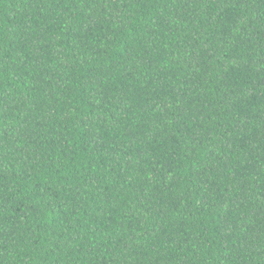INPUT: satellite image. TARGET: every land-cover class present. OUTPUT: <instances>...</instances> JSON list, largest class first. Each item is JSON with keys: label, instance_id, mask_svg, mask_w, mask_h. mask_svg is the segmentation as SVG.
I'll return each instance as SVG.
<instances>
[{"label": "trees", "instance_id": "obj_1", "mask_svg": "<svg viewBox=\"0 0 264 264\" xmlns=\"http://www.w3.org/2000/svg\"><path fill=\"white\" fill-rule=\"evenodd\" d=\"M0 264H264V0H0Z\"/></svg>", "mask_w": 264, "mask_h": 264}]
</instances>
